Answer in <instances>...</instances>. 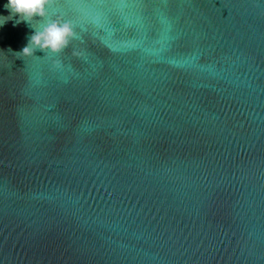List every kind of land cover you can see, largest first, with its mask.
<instances>
[{"label":"water","instance_id":"water-1","mask_svg":"<svg viewBox=\"0 0 264 264\" xmlns=\"http://www.w3.org/2000/svg\"><path fill=\"white\" fill-rule=\"evenodd\" d=\"M7 3L0 264H264V0Z\"/></svg>","mask_w":264,"mask_h":264},{"label":"clouds","instance_id":"clouds-1","mask_svg":"<svg viewBox=\"0 0 264 264\" xmlns=\"http://www.w3.org/2000/svg\"><path fill=\"white\" fill-rule=\"evenodd\" d=\"M50 3L51 0H8L5 8L10 12L9 17H19L16 21L17 24L26 22L28 25H32L35 18L44 19L47 16L46 7ZM73 37L71 26L68 23H61L59 20L47 23L42 28L34 27L27 46L17 53V56L19 58L30 57L37 50L58 54L68 46Z\"/></svg>","mask_w":264,"mask_h":264},{"label":"snow or ice","instance_id":"snow-or-ice-1","mask_svg":"<svg viewBox=\"0 0 264 264\" xmlns=\"http://www.w3.org/2000/svg\"><path fill=\"white\" fill-rule=\"evenodd\" d=\"M153 54H155V53H153Z\"/></svg>","mask_w":264,"mask_h":264}]
</instances>
